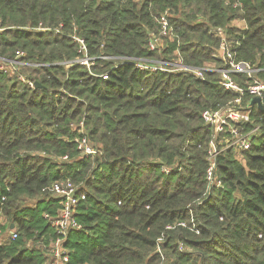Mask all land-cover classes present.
<instances>
[{
  "label": "trees",
  "instance_id": "obj_1",
  "mask_svg": "<svg viewBox=\"0 0 264 264\" xmlns=\"http://www.w3.org/2000/svg\"><path fill=\"white\" fill-rule=\"evenodd\" d=\"M165 10L174 36L154 52L150 33ZM0 18V55L22 51L37 63L0 70V226L17 231L0 243V264L45 263L55 237L45 213L60 204L43 187L67 179L79 188L82 225L67 235L68 264H264V111L253 107L259 135L249 149L220 154L222 185H210L201 112L234 96L219 74L99 57L172 58L178 49L185 63L203 65L222 27L240 59L264 67V0H0ZM75 37L99 57L91 69L74 62ZM83 134L100 153L80 154ZM192 216L199 232L167 227Z\"/></svg>",
  "mask_w": 264,
  "mask_h": 264
},
{
  "label": "built area",
  "instance_id": "obj_2",
  "mask_svg": "<svg viewBox=\"0 0 264 264\" xmlns=\"http://www.w3.org/2000/svg\"><path fill=\"white\" fill-rule=\"evenodd\" d=\"M242 3L236 1L234 6H241ZM159 29L152 31L149 37V50L162 53L174 36L172 23L169 19V11L165 10L157 18ZM41 28V27H40ZM6 29L0 18V34ZM219 35V44L215 48L213 58L203 65H193L185 63L180 51L175 50V55L170 58L166 56H113L102 54L99 57L109 60L112 63L118 61H130L138 68L146 70L162 71H189L199 79H206L207 73L216 72L219 74L217 82L226 90L234 93L226 103L215 107L205 108L201 112L203 123L210 129L209 148L207 160L209 166L206 171V179L210 185H222L221 179L216 174L217 160L221 153L228 149L243 151L249 149L254 139L261 131V124L253 121L252 110L256 105H251L254 96H259L264 103V67H255L249 61L240 59L237 51L232 49V44L228 40L227 33L222 27L216 29ZM78 41L79 57L74 60L87 66L93 67L99 57L89 54L88 46L83 38L75 37ZM22 51H19L13 58L0 55V70L9 73L20 70L24 65H35L21 59ZM103 76H106L104 74ZM19 79L27 83L30 87L36 88V81L29 78L25 73H19ZM242 80V81H241ZM250 97V98H249ZM80 129L84 131V121L79 122ZM77 147L83 156H94L101 152V149L94 145L86 134L76 138ZM64 159L67 155L63 156ZM51 195L59 199V209L57 214L52 215L48 212L45 217L50 222L55 231V237L52 238L48 248L47 259L44 264H68L70 260V250L65 241L69 231L82 228L81 223L76 219V208L80 200L79 188L70 179L53 182L43 187ZM0 201V206H1ZM3 215L0 210V216ZM0 221H2L0 219ZM191 225L186 220L178 221L175 224L168 225L173 228L176 225L188 227L199 232L195 226L193 216L190 218ZM1 223V222H0ZM17 237L15 227L4 230L0 226V243H5ZM163 235L158 240L163 239ZM182 248V245L180 246ZM158 252L162 250L158 247Z\"/></svg>",
  "mask_w": 264,
  "mask_h": 264
},
{
  "label": "water",
  "instance_id": "obj_3",
  "mask_svg": "<svg viewBox=\"0 0 264 264\" xmlns=\"http://www.w3.org/2000/svg\"><path fill=\"white\" fill-rule=\"evenodd\" d=\"M42 84L39 82H36V87H41ZM251 105H256L260 110L264 111V103L262 102L261 98L259 96H254L251 100ZM11 227H14V223L11 224Z\"/></svg>",
  "mask_w": 264,
  "mask_h": 264
},
{
  "label": "rangeland",
  "instance_id": "obj_4",
  "mask_svg": "<svg viewBox=\"0 0 264 264\" xmlns=\"http://www.w3.org/2000/svg\"><path fill=\"white\" fill-rule=\"evenodd\" d=\"M237 23V22H236ZM0 219L3 220L4 219V215L0 216ZM73 235H76V233H74Z\"/></svg>",
  "mask_w": 264,
  "mask_h": 264
},
{
  "label": "crops",
  "instance_id": "obj_5",
  "mask_svg": "<svg viewBox=\"0 0 264 264\" xmlns=\"http://www.w3.org/2000/svg\"><path fill=\"white\" fill-rule=\"evenodd\" d=\"M5 218V217H4Z\"/></svg>",
  "mask_w": 264,
  "mask_h": 264
}]
</instances>
